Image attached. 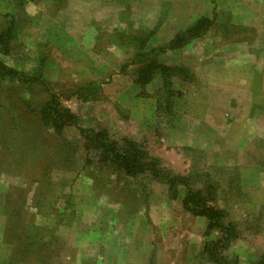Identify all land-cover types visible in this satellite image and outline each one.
<instances>
[{
    "label": "rangeland",
    "instance_id": "obj_1",
    "mask_svg": "<svg viewBox=\"0 0 264 264\" xmlns=\"http://www.w3.org/2000/svg\"><path fill=\"white\" fill-rule=\"evenodd\" d=\"M12 17L0 264H215L205 246L220 235L185 210L183 187L126 176L79 129L47 127L51 96L81 128L214 192L236 228L226 264L264 258V0H0V33Z\"/></svg>",
    "mask_w": 264,
    "mask_h": 264
},
{
    "label": "trees",
    "instance_id": "obj_2",
    "mask_svg": "<svg viewBox=\"0 0 264 264\" xmlns=\"http://www.w3.org/2000/svg\"><path fill=\"white\" fill-rule=\"evenodd\" d=\"M15 29V20L12 17L7 29L0 33V54H6V49L11 41L15 42L17 40ZM148 69L147 66L141 71L139 84L146 85L151 81L152 74ZM4 75L21 78V74L14 71H7ZM41 114L45 125L57 131H63L71 127L79 129L85 139L89 140L87 145L99 152L101 161L117 167L126 176L135 178L142 174H149L152 178L167 184L171 191H174L179 185L183 187L185 196L182 201L185 210L195 216L206 218L209 232H217L220 235L218 240L209 242L205 246V253L213 263L226 264L220 255L228 250L231 241L235 239L237 234L236 228L232 224L226 223L225 213L210 203L213 201L214 192L211 191L206 194L202 190H195L189 186L188 178L171 176L134 141L126 140L118 143L110 139L108 131L81 128L79 116L69 109L60 108L55 96H51V99L43 107ZM257 264H264V258Z\"/></svg>",
    "mask_w": 264,
    "mask_h": 264
}]
</instances>
